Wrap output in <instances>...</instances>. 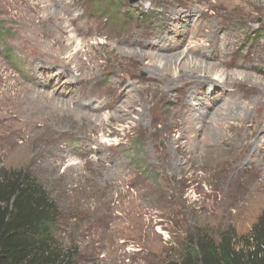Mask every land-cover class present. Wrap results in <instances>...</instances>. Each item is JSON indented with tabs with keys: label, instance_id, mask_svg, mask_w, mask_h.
Masks as SVG:
<instances>
[{
	"label": "rangeland",
	"instance_id": "rangeland-1",
	"mask_svg": "<svg viewBox=\"0 0 264 264\" xmlns=\"http://www.w3.org/2000/svg\"><path fill=\"white\" fill-rule=\"evenodd\" d=\"M216 1L0 0V172L42 185L75 264H169L264 210V0ZM115 77L118 108L92 114Z\"/></svg>",
	"mask_w": 264,
	"mask_h": 264
},
{
	"label": "trees",
	"instance_id": "trees-1",
	"mask_svg": "<svg viewBox=\"0 0 264 264\" xmlns=\"http://www.w3.org/2000/svg\"><path fill=\"white\" fill-rule=\"evenodd\" d=\"M58 207L22 171L0 172V264H75L54 236ZM169 264H264V210L247 234H195Z\"/></svg>",
	"mask_w": 264,
	"mask_h": 264
},
{
	"label": "bare ground",
	"instance_id": "bare-ground-1",
	"mask_svg": "<svg viewBox=\"0 0 264 264\" xmlns=\"http://www.w3.org/2000/svg\"><path fill=\"white\" fill-rule=\"evenodd\" d=\"M188 2H193L194 5L197 3L198 0H186ZM222 2L220 3L221 5H226L227 8L229 9H232L234 8V3L232 0H221ZM244 1V0H243ZM251 1V0H250ZM219 5V2L220 1H216ZM181 4V3H180ZM189 4V3H188ZM187 4V5H188ZM199 5V4H197ZM219 5V6H221ZM184 6V4L182 5ZM240 6V5H239ZM204 7V6H203ZM236 7V6H235ZM68 8V7H67ZM183 8V7H182ZM199 8V7H198ZM204 9V8H203ZM201 10V9H199ZM174 11V10H173ZM172 11V12H173ZM205 11V10H203ZM189 12H191L190 10H186V13H184L183 15H181V17H184L185 15H187ZM50 16V15H49ZM178 16V15H177ZM33 18V17H32ZM179 19V17H177ZM46 19V18H45ZM73 23V22H72ZM55 25V24H54ZM59 25V24H58ZM75 27V26H74ZM80 28V27H79ZM91 28V27H90ZM89 29V28H88ZM87 31V30H86ZM161 37H163L165 34H160ZM73 39V38H72ZM62 41V38L60 39ZM149 41V40H148ZM212 41V40H211ZM149 43V42H148ZM150 44V43H149ZM69 44H65L66 47H68ZM70 46V45H69ZM121 50H124L123 47L120 48ZM136 49V48H135ZM133 52H131V50H129V52L131 54H134L136 57L137 56H141L143 51H140V50H135ZM141 49V48H140ZM184 53V52H183ZM212 54H218V52H212ZM151 58H154L156 56V54H150ZM197 56V55H196ZM74 57V56H73ZM78 59V58H77ZM171 60V59H170ZM198 62H201L197 59ZM167 63V62H166ZM171 63V62H170ZM169 63V64H170ZM195 63V61H194ZM172 64V63H171ZM86 65V64H85ZM168 65V64H167ZM210 66V65H209ZM86 68V67H85ZM92 68H94V66L92 65ZM196 68H199L198 66ZM210 68H214L213 66H210ZM210 70V69H209ZM210 72V71H208ZM222 73H214L215 75L214 76H209V77H206L207 79H210L211 82L212 80H215V81H218V82H221V83H224L225 81V77L223 76V71H221ZM168 72L166 70L163 71L162 75L160 77H155V80L158 82V84L155 86V90L158 91V93L160 94V96H164L166 95L167 93H164L163 90H161V87L159 84H162L164 81H166V76H167ZM92 78H95V76H93ZM122 78H113L112 80H110L108 86L106 87V89H102L101 91L99 90L97 93L93 94L90 98L92 103L94 102L95 105H93V110H92V114H94L95 111H100V109L103 110V108H113V111H116V109L118 108V104L114 103V97L116 95V91L118 89V87L120 86V84L122 83ZM169 81V80H167ZM67 83H65V85L69 84V81H65ZM92 82H93V79H92ZM95 82V81H94ZM95 84V83H94ZM93 85V84H92ZM93 87V86H92ZM200 87V86H199ZM196 88H197V85H196ZM106 93V94H105ZM84 94V93H83ZM82 94V95H83ZM121 95L123 96L124 95V92L121 93ZM78 96V95H77ZM189 96H192L189 94ZM176 98V96H174ZM193 98L196 96H192ZM78 98V97H76ZM102 99V100H101ZM176 100V101H175ZM174 100V102H178V98H176ZM88 101V100H87ZM182 108H183V105L182 103L180 102L179 105H174V107H172L173 110H171L170 112V117L169 118V125L172 126V124H176V126L178 127V131H179V136L176 138V143L177 145H175V149L176 151L178 152L179 149L182 150V143L180 142V139H181V136H183V131L185 129V123L187 122L188 123V120L183 118L182 114L185 115V111L182 113ZM125 114L124 115H119V114H113L112 112H110L109 114L106 115V117L104 118L105 120H108L111 121L110 119H113V120H119L120 118L122 119L123 117H126L125 115H127L128 113L131 112V110H125L124 111ZM204 113V112H203ZM203 113H201V115H203ZM99 114L95 115V119L93 120V122L97 121L99 117ZM94 138V137H93ZM220 143H222V139L219 140L217 143H213V142H208L207 141V144L210 145L208 150L212 153L213 151H216V154L219 153V149L221 148V145Z\"/></svg>",
	"mask_w": 264,
	"mask_h": 264
}]
</instances>
